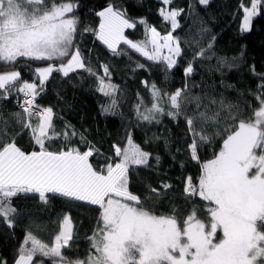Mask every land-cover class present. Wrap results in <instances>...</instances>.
Returning <instances> with one entry per match:
<instances>
[{
	"label": "snow or ice",
	"instance_id": "6c2138e0",
	"mask_svg": "<svg viewBox=\"0 0 264 264\" xmlns=\"http://www.w3.org/2000/svg\"><path fill=\"white\" fill-rule=\"evenodd\" d=\"M161 2L164 7L159 15L171 26L166 35L161 36L144 18H128L126 10L112 3L95 13L100 17L97 29L85 27L82 31H93L115 56L125 54L118 51L124 44L147 61L164 64L167 78L180 67L178 58L184 55L180 38L173 35L181 27L178 18L187 12L193 25H202L196 6H208L210 0H193L187 9L170 7L173 0ZM240 7L244 13L240 31L244 33L251 30L253 18L261 14L264 0H250V6L241 3ZM78 8V0H0V66L14 67L21 58L47 62V66L33 70L38 83L21 82L19 71L0 74V99H9L13 89L24 97L22 111L11 114L19 130H10L7 120L0 121V221L14 227L19 213L13 201L22 194H36L43 205L48 204L49 194L82 201L97 206L100 213L97 226L87 237L90 251L84 259H72L62 251L70 249L74 240L71 218L65 215L51 245L30 231L14 264H35L34 257L47 258L52 264H264V73H256L252 67L253 75L259 77L257 90L252 93L258 107L247 119L234 113V106L222 95L191 92L198 87L189 85L194 64L216 55L215 36L208 38L206 47L199 40L184 41L188 47L197 44L198 50L182 68V88L169 93L154 82H143L151 90L152 103L148 107L139 98L134 107L137 120L159 123L160 116L167 115L173 121L183 116L191 137L189 157L200 165V175L196 183L188 176L182 191L186 201L198 197L205 202L203 209L193 207L183 220L175 207L171 214L158 215L129 190L130 168L151 167V153L134 143L131 133L126 137L127 146L112 145L118 159L107 157L100 167L90 162V157L101 154L91 145L84 151L71 146L57 150L50 147L61 134L53 125V109L40 106L36 98L54 73L67 78L82 70L96 77V90L109 99L107 105H101V114L116 115L119 107L117 93L121 89L112 82L109 65L102 64L103 75H98L79 48ZM137 23L144 26V41L134 42L125 35V29H135ZM206 33L207 28L199 29L201 39ZM236 59L216 56L215 70L223 76V69L238 67ZM136 68L144 69L145 65L137 64ZM221 86H225L223 81ZM188 105H194L192 116L186 113ZM214 106L218 107L213 110ZM34 108L39 111L34 112ZM65 128L62 135L67 142L77 132L71 125ZM25 131L36 146L34 150L25 151L17 144ZM80 138L86 142L83 134ZM215 138L222 140L220 150L212 159L201 161L200 146H211ZM155 160L158 164L160 157ZM147 187L148 198H160L168 195L172 185ZM198 211H203L206 219H201Z\"/></svg>",
	"mask_w": 264,
	"mask_h": 264
},
{
	"label": "trees",
	"instance_id": "16d2710c",
	"mask_svg": "<svg viewBox=\"0 0 264 264\" xmlns=\"http://www.w3.org/2000/svg\"><path fill=\"white\" fill-rule=\"evenodd\" d=\"M193 0H173L170 7L185 8ZM79 8L76 15L80 18L77 31V42L85 57L90 58L92 66L98 75H103L102 64L109 65L112 73V82L120 86L117 93L119 107L116 115H102L101 105H107L109 99L98 92L97 79L82 70L72 73L64 78L59 73H54L46 83L45 90L38 96L37 104L42 107H51L55 114L53 125L56 133L61 134L53 140L50 147L57 150L61 147H77L81 151L90 145L100 149V155L90 157L94 167H100L106 162L107 157L117 160L112 149L113 144L127 146L126 137L131 133L134 143L142 150L151 153L149 164L151 167L133 166L129 172V190L145 201V206L153 208L156 214H171L173 207L177 215L183 220L193 207L203 209L205 202L198 197L185 200L183 187L188 176L196 183L200 175V165L189 157L187 144L191 143L185 120L180 117L173 121L167 115L160 116L159 123L153 121H139L136 118L134 107L142 97L144 104L151 107L150 89H146L144 81L155 83L159 88L173 93L184 85L182 68L192 58L198 45L191 47L184 41L199 40L200 44L207 45L208 38L215 36L213 51L215 56L210 60L197 61L194 64L195 73L189 80L193 95L211 94L223 96L226 102L232 104L233 112L242 118H249L253 110L258 107L252 93L257 90L259 77L253 75L252 67L256 73H264V8L261 14L253 18L251 30L241 33L243 9L241 3L250 6V0H210L208 6H196V14L202 18L203 24L193 25V20L187 12L179 17L181 27L173 32L181 40L184 50L183 59H179L180 67L171 71L165 78V66L162 63L147 61L139 53L131 50L127 45L118 46V51L125 54L115 56L94 35L93 31L84 32L83 28L97 29L100 17L95 13L112 3L116 7L126 10L128 18L138 20L144 18L148 24L154 26L161 35H166L170 24L163 21L159 9L164 7L161 0H78ZM205 27L208 33L200 38L199 29ZM128 34L138 42L145 40V29L137 23L135 29ZM243 53V55H241ZM216 56L236 57L238 67L223 69L221 76L215 70ZM137 64L145 65L144 69H137ZM47 66L46 61H32L21 58L14 67L0 66V74L7 71H19L21 82L36 81L34 69ZM221 81L225 86H221ZM231 84L232 88L226 85ZM203 89V91H201ZM18 94L13 89L9 99H0V121L7 120L10 130H19V125L14 123L12 113L21 112L18 106ZM214 106L213 110H215ZM167 111V105L165 104ZM194 105H188L186 113L192 116ZM230 122V121H229ZM71 125L77 132L69 141L65 142L62 133L65 125ZM223 124L221 128H223ZM199 131V125H197ZM83 134L86 142H81ZM69 135H71L69 131ZM167 141V143H165ZM17 144L25 151L36 148L30 141L27 131L18 139ZM222 140L215 138L211 146L201 145L199 156L201 161L213 158L214 153L220 150ZM179 150V151H178ZM159 156V163L155 157ZM175 156V159H173ZM183 164V167H181ZM162 183L171 184L172 188L165 197H149L148 185L159 187ZM19 215L13 221L14 227L8 228L0 221V264H14L18 258L19 249L27 234L31 231L44 243H51L60 231V222L65 215L70 216L73 226L74 240L70 242L71 248L62 250L72 259H84L90 251V242L87 239L97 226L99 210L97 206L89 205L82 201H73L49 194V202L43 205L36 194L21 195L14 199ZM201 219H206L203 211H198ZM47 264V261L45 260ZM48 264H51L48 262Z\"/></svg>",
	"mask_w": 264,
	"mask_h": 264
},
{
	"label": "rangeland",
	"instance_id": "374dc122",
	"mask_svg": "<svg viewBox=\"0 0 264 264\" xmlns=\"http://www.w3.org/2000/svg\"><path fill=\"white\" fill-rule=\"evenodd\" d=\"M103 10V9H102ZM101 11V10H100ZM129 30H132V29H125V35L129 38V39H131L132 41H134V42H138L137 40H134L133 38H131L130 37V35L128 34V31ZM161 35V34H160ZM161 36H163V35H161ZM29 82V81H28ZM36 102H37V98H36ZM31 245L29 244V247H30ZM41 259H43V264H46L45 263V260L47 261V264H48V262H50L51 264H52V261L51 260H49V259H47V258H41V257H34V262H35V264H39V262H40V260Z\"/></svg>",
	"mask_w": 264,
	"mask_h": 264
},
{
	"label": "built area",
	"instance_id": "2783aa9c",
	"mask_svg": "<svg viewBox=\"0 0 264 264\" xmlns=\"http://www.w3.org/2000/svg\"><path fill=\"white\" fill-rule=\"evenodd\" d=\"M37 98H38V97H37ZM23 99H24L23 94H21V95L18 97V99H17V103H18V106H19V107H20V105L23 103ZM36 103H37V102H36ZM20 109H21V108H20ZM33 111H34V112H37V111H39V109L34 108Z\"/></svg>",
	"mask_w": 264,
	"mask_h": 264
},
{
	"label": "crops",
	"instance_id": "0c3cea01",
	"mask_svg": "<svg viewBox=\"0 0 264 264\" xmlns=\"http://www.w3.org/2000/svg\"><path fill=\"white\" fill-rule=\"evenodd\" d=\"M33 122H35V121H33Z\"/></svg>",
	"mask_w": 264,
	"mask_h": 264
}]
</instances>
